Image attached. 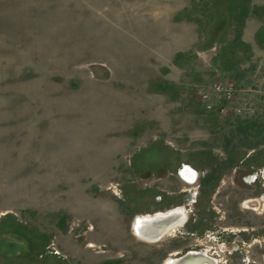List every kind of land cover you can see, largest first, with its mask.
I'll use <instances>...</instances> for the list:
<instances>
[{"label":"rangeland","instance_id":"rangeland-1","mask_svg":"<svg viewBox=\"0 0 264 264\" xmlns=\"http://www.w3.org/2000/svg\"><path fill=\"white\" fill-rule=\"evenodd\" d=\"M220 81L256 113L207 112ZM261 171L264 0H0V264H264Z\"/></svg>","mask_w":264,"mask_h":264},{"label":"bare ground","instance_id":"bare-ground-1","mask_svg":"<svg viewBox=\"0 0 264 264\" xmlns=\"http://www.w3.org/2000/svg\"><path fill=\"white\" fill-rule=\"evenodd\" d=\"M185 174L186 175L184 176V180L189 185H194L198 177L194 178V181H192V176H190L189 171H186ZM155 218H166L167 221H165L162 226L161 224L160 226H156V224H150L151 222H154ZM187 220L188 209L183 206L176 207L166 212H158L156 213V215L147 214L137 216L134 220L132 230L134 236L140 239L141 241L147 243H155L156 240H154L155 238H153V234H155L158 229L164 231L163 234L165 235L162 238L163 240L164 238L174 234L176 230H179V228L186 226L185 224L188 223ZM143 223H147V225H150L144 229L145 225H142ZM185 255L181 257L169 258L165 261L164 264H219L217 259L211 257L210 254L205 251H190Z\"/></svg>","mask_w":264,"mask_h":264},{"label":"built area","instance_id":"built-area-1","mask_svg":"<svg viewBox=\"0 0 264 264\" xmlns=\"http://www.w3.org/2000/svg\"><path fill=\"white\" fill-rule=\"evenodd\" d=\"M256 93L253 89H243L237 86L234 82H216L209 90L203 91L201 103L207 112H215L226 114L229 111H234L239 116L254 115L257 108L251 101L253 94ZM260 174L264 177V171Z\"/></svg>","mask_w":264,"mask_h":264},{"label":"water","instance_id":"water-1","mask_svg":"<svg viewBox=\"0 0 264 264\" xmlns=\"http://www.w3.org/2000/svg\"><path fill=\"white\" fill-rule=\"evenodd\" d=\"M186 171H189V174H190V176H192V181H194V178H197L198 176V172L195 170V169H193L191 166H187V165H185V166H183V168L179 171V174H180V176L184 179L185 177V172ZM196 180V179H195ZM168 211V210H167ZM164 212H166V211H164ZM153 215H156V213H154ZM165 221H167V219L166 218H155L154 219V222H151L150 224H152V225H154V224H156V226H160V224H161V226H162V224H164L165 223ZM150 224H148L147 225V223L145 224V223H143L142 225H145V227H144V229L147 227V226H149ZM163 232L164 231H162V230H157L156 232H155V234H153L154 236H153V238H155L154 240H156V242L155 243H158V242H160L161 240H162V238L164 237V235L165 234H163ZM186 256V255H185Z\"/></svg>","mask_w":264,"mask_h":264},{"label":"flooded vegetation","instance_id":"flooded-vegetation-1","mask_svg":"<svg viewBox=\"0 0 264 264\" xmlns=\"http://www.w3.org/2000/svg\"><path fill=\"white\" fill-rule=\"evenodd\" d=\"M198 179H199V174H198V178H197V181H198ZM196 181V182H197ZM196 203V202H195ZM246 204H248L250 207H253V208H258L259 206H260V204H261V202L259 201V200H255V201H249V202H247ZM188 220H189V212H188ZM188 220H187V222H188ZM186 225V224H185ZM177 231V230H176ZM176 231H175V233H176ZM205 252H207L208 254H209V251H205ZM218 263H219V261H218Z\"/></svg>","mask_w":264,"mask_h":264}]
</instances>
